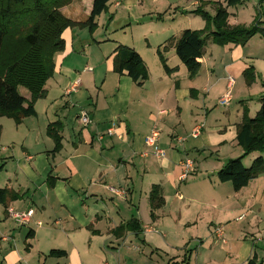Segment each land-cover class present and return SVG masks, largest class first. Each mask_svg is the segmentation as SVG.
<instances>
[{"label": "crops", "instance_id": "obj_1", "mask_svg": "<svg viewBox=\"0 0 264 264\" xmlns=\"http://www.w3.org/2000/svg\"><path fill=\"white\" fill-rule=\"evenodd\" d=\"M92 1L73 0L65 7L66 16L86 21ZM157 1L111 0L97 18L115 12L111 21L125 19L122 13L128 20L131 6ZM166 4L172 6L169 0ZM196 6L198 1L181 10ZM81 10L83 19L77 17ZM99 21L92 31L75 25L63 30V47L54 55L44 95L34 102L35 114L20 121L0 116V189L6 190L5 202L0 200V264H184L186 255L191 264L193 244L199 243L197 257L205 250L204 239L196 235L198 225L208 226L212 234L233 214L241 220L251 204L245 189L256 180L235 191L230 182L218 180L217 172L243 153L236 136L244 110L253 117L260 107L264 36L256 33L243 45L207 40L200 68L190 77L174 47L184 29L134 35L128 31L131 18L119 30ZM189 21L191 29L203 27ZM141 37L145 41L140 43ZM119 45L141 55L148 73L141 83L115 70ZM158 48L175 71L165 72ZM249 66L259 80L245 91L242 73ZM229 76L235 81L231 98L221 105ZM23 96L30 99V94ZM82 110L91 120L86 126L79 121ZM55 122L56 139L47 132ZM153 129L162 157L145 142ZM257 155L243 158L244 165ZM187 160L192 163L188 172ZM154 186L162 201L157 207L149 197ZM256 191L250 192L258 205L261 191ZM10 208H32L33 214L20 223ZM223 228L227 249L214 246L209 258L206 249L203 264H246L253 253L264 262V255L253 249L255 244L264 248V236L255 234L249 243L244 223L238 232L242 242L235 246ZM53 249L66 254L49 255Z\"/></svg>", "mask_w": 264, "mask_h": 264}, {"label": "trees", "instance_id": "obj_2", "mask_svg": "<svg viewBox=\"0 0 264 264\" xmlns=\"http://www.w3.org/2000/svg\"><path fill=\"white\" fill-rule=\"evenodd\" d=\"M110 1L93 0L87 20L75 22L60 12V8L70 0H0V116H9L20 121L25 116L35 114L34 102L44 95L45 82L54 70V55L63 47L61 37L63 30L75 25L87 26L92 31L97 26L96 18L107 10ZM196 1L200 5L195 12L208 18L206 25L199 30L184 29L174 42L175 53L186 66L190 77L195 76L200 68V59L207 40L218 45L229 42L243 45L256 33L264 36V27L258 25L252 28L232 27L227 23V7L240 5L244 0L212 2L215 6L213 17L202 9V4L205 3L203 0ZM41 23L48 26L44 32ZM20 33L24 34V41L30 49V52L24 55L15 51L9 52L7 48L8 40ZM42 33L48 34V42L42 40ZM157 52L165 72L175 71L176 67L170 68L167 65L162 49L158 48ZM114 67L117 72L127 71L133 80L139 83L148 76L141 55L126 45H119L116 48ZM253 72L252 66L243 72L248 84L254 81ZM21 86L29 92V100L20 93ZM56 124L57 122L51 123L47 128L48 134L55 139L58 129ZM236 141L242 147L243 153L227 161L218 170L217 178L221 182H230L233 189L238 191L258 177L261 172L264 173V94L260 96V107L253 117L244 110L242 119L237 125ZM253 152H257L258 155L250 165H244L243 158ZM5 193V189H0V200L3 203ZM149 195L153 207H157L162 202L157 186L151 189ZM65 254L64 250L53 249L49 252V255L56 256ZM188 261L186 255L182 263L188 264ZM246 264H264V262L253 253Z\"/></svg>", "mask_w": 264, "mask_h": 264}, {"label": "rangeland", "instance_id": "obj_3", "mask_svg": "<svg viewBox=\"0 0 264 264\" xmlns=\"http://www.w3.org/2000/svg\"><path fill=\"white\" fill-rule=\"evenodd\" d=\"M72 1L73 0H70L68 4H65L64 6L60 8V12L63 15L66 16L65 7L69 5ZM169 1L172 3V6H169L168 4H166L167 0L157 1L156 3L150 2L149 5L145 7H144V4L134 5L133 8L131 6L130 7V18L132 19V22H131L132 26L130 29H128V31L130 33L131 32L134 33L135 35V33L138 30H144L146 33L148 32L155 33V32L161 31V29L163 28V29H169V32L173 31L178 34L180 33V30L178 29L181 28L183 30V29L191 27L189 20H192L193 23H198V24L203 23L202 24L203 27L206 25L208 18L200 13L195 12L198 6L192 7L191 9L187 8L186 10L184 9L181 10V8H184L185 6L189 4H193V2L196 0H169ZM203 1L205 3L203 2L204 4H202V9L206 11L208 15L213 17L215 14V8L209 2L218 3V2H221L222 0H203ZM110 5L111 4L108 3L107 7ZM227 13L228 15L226 17V21L232 27L245 26L246 28H252L256 25L261 26V27L264 26V21H262V18H264V0H244L243 3L240 5L227 7ZM111 14L114 15L115 12L109 13L108 15L104 13L100 21L97 18L96 23L99 21V24L105 27L110 24L109 26H111L112 28L117 27L118 30L123 27H126L128 23H130V18L127 20L128 14H125V13L121 14V16L125 15L124 16L126 17L125 19L119 18V16H117L112 21H111ZM77 17H79L80 19H83L85 17L82 14V10L80 11ZM73 21L83 22V21H76V20H73ZM259 21H261V23H259ZM41 26H42V32H44L48 28V26H46L44 23H41ZM259 35L262 36L261 34ZM41 38L44 42H48L49 40L48 34L46 33H42ZM257 38H259V36H257ZM138 40L140 43L145 41L144 38L142 37L139 38ZM7 48L8 50H10L9 52L15 51L16 53H19L21 55H24V54H27V52H30L29 46L27 45L26 41H24L23 33L16 35L14 38H10L8 40ZM242 77L244 78L243 73H242ZM255 78H256V75L254 74L253 82H255ZM244 80H245V91H248L249 90L248 86H250L253 82L248 84L245 78ZM256 80H259V78H256ZM234 83L235 81H233L230 87H228V84H227V91L230 90V94H231L232 86L234 85ZM257 84H255V87L257 86ZM19 90L22 95L29 94L26 88L22 86L19 87ZM256 178L253 179L256 181H253V183L247 189H245V196L250 197V203H251L249 205V208L245 210V216L243 217L244 215L243 214L242 216L239 217V219L241 220H237L236 219L237 214H233L227 220L225 221L221 220L222 222L221 227H225L227 228L226 231L227 230L230 231V236H231L230 238H232V243L235 246H238L242 242V239L239 238L238 236V232L239 231L243 232V230H241V227L243 226L244 223H245V232H244L245 240H247L248 242L249 240H251L252 236H254L255 234H257V236L258 235L264 236V173L261 172L258 175V179ZM254 190H258L262 192L261 193V192L256 191V193L258 192L256 200L260 201L258 205L254 203L255 201L252 202L251 197L254 195V193L250 191H254ZM249 222H251V224H248ZM198 228H199V231H197L196 235H199L202 239H204L205 241L204 252L206 251V249L209 250L208 258L210 256V252H213L215 250L214 246L217 248L218 246L222 245V246H225L227 249L228 242L226 241V243H223L220 239L217 240L216 239L217 237L214 235V233L211 234L208 226L198 225ZM223 230H224V235H225V229L223 228ZM224 238L229 240L228 236H225ZM213 243L216 245H213ZM194 245L196 246H195V249L193 250L194 252H193V258H192L191 264H203V262L205 260H208V258L205 259L204 252L201 254L200 257H197L198 256L197 246L199 245V243L198 242L197 244L194 243L193 247ZM218 248L220 249V247ZM253 249H255L261 255H264V248H260L259 246H256L255 244ZM154 264H156V262ZM158 264H162V262L159 261Z\"/></svg>", "mask_w": 264, "mask_h": 264}, {"label": "built area", "instance_id": "obj_4", "mask_svg": "<svg viewBox=\"0 0 264 264\" xmlns=\"http://www.w3.org/2000/svg\"><path fill=\"white\" fill-rule=\"evenodd\" d=\"M233 78L231 76L228 77V87L231 86V84L233 83ZM78 81H76L74 84L71 85V88L68 90V92L74 90L77 87ZM67 92V93H68ZM231 98V94H230V90L226 91L219 99V103L221 105H225L229 102ZM79 121L81 122V124H83L84 126H86L91 120L89 115L87 114L86 111L82 110L79 113ZM199 129L196 128L194 129L193 135L196 136L198 133ZM108 133L111 134L113 133V129L109 128ZM157 139H158V131L156 129H153L149 135L146 136L145 138V142L147 145L153 147V151L154 154L157 157H162L164 152L163 150L158 146L157 144ZM192 168V163L190 161H186L185 162V171L188 172L190 169ZM9 213L20 223H26L28 222V220L30 219L31 215L33 214V209L30 208L27 211H23V212H19V211H15L12 208L9 209ZM152 228L149 226L145 227V230H151ZM214 234L215 236L220 239L221 241L225 242V238H224V230L223 227L221 226H216L214 228Z\"/></svg>", "mask_w": 264, "mask_h": 264}]
</instances>
